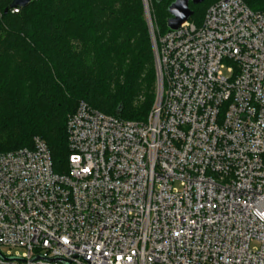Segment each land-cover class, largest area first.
Segmentation results:
<instances>
[{
	"label": "built area",
	"instance_id": "built-area-1",
	"mask_svg": "<svg viewBox=\"0 0 264 264\" xmlns=\"http://www.w3.org/2000/svg\"><path fill=\"white\" fill-rule=\"evenodd\" d=\"M150 26L146 121L81 102L66 174L40 138L0 155V264H264V13L220 0Z\"/></svg>",
	"mask_w": 264,
	"mask_h": 264
},
{
	"label": "trees",
	"instance_id": "trees-1",
	"mask_svg": "<svg viewBox=\"0 0 264 264\" xmlns=\"http://www.w3.org/2000/svg\"><path fill=\"white\" fill-rule=\"evenodd\" d=\"M165 1L151 0L160 36L169 32L173 1ZM218 1L191 4L190 21L201 26ZM243 1L264 13V0ZM12 2L0 0V155L32 149L40 138L54 172L66 174L67 120L81 102L131 122L146 121L153 108L157 75L144 0H35L5 14Z\"/></svg>",
	"mask_w": 264,
	"mask_h": 264
},
{
	"label": "water",
	"instance_id": "water-1",
	"mask_svg": "<svg viewBox=\"0 0 264 264\" xmlns=\"http://www.w3.org/2000/svg\"><path fill=\"white\" fill-rule=\"evenodd\" d=\"M35 0H13L10 8L5 11V14L9 13L10 9L20 8L26 9ZM172 4L168 8L170 19L168 20L169 30H178L183 24L188 22L194 15L190 5L199 6L202 5L205 0H172ZM144 4L147 10V0H144ZM148 25L150 26V15H147Z\"/></svg>",
	"mask_w": 264,
	"mask_h": 264
},
{
	"label": "rangeland",
	"instance_id": "rangeland-1",
	"mask_svg": "<svg viewBox=\"0 0 264 264\" xmlns=\"http://www.w3.org/2000/svg\"><path fill=\"white\" fill-rule=\"evenodd\" d=\"M157 1H161V2H164L165 0H157ZM169 1H165L164 4L167 5ZM207 4V3H206ZM199 6H205V3H203L202 5H199ZM151 9H152V3H151V0H147V10H146V6H145V13H146V16L147 15H150V19H151V23H152V31H153V34L155 35H158V27L156 25H154V22H153V18H152V12H151ZM146 20H147V17H146ZM148 23V21H147ZM150 31V30H149ZM150 33V39H151V42H152V37H151V32ZM156 68V67H155ZM157 75V73H156ZM158 81H156V88H155V95H154V99H153V105L155 104V102L157 101V97H158ZM144 101V97L141 96L138 101H137V104L136 105H139L141 104L142 102ZM152 105V107H153ZM2 252L6 255H8L9 253L11 254H17V252H19V250H10L9 248H2Z\"/></svg>",
	"mask_w": 264,
	"mask_h": 264
}]
</instances>
